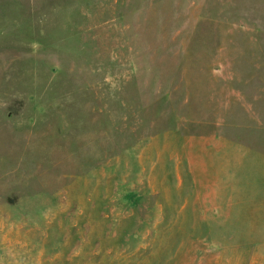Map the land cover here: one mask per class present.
<instances>
[{"label": "rangeland", "instance_id": "obj_1", "mask_svg": "<svg viewBox=\"0 0 264 264\" xmlns=\"http://www.w3.org/2000/svg\"><path fill=\"white\" fill-rule=\"evenodd\" d=\"M0 264H264V0H0Z\"/></svg>", "mask_w": 264, "mask_h": 264}]
</instances>
